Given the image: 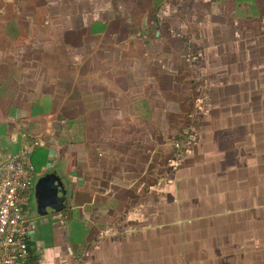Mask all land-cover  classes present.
Here are the masks:
<instances>
[{
	"label": "crops",
	"instance_id": "obj_1",
	"mask_svg": "<svg viewBox=\"0 0 264 264\" xmlns=\"http://www.w3.org/2000/svg\"><path fill=\"white\" fill-rule=\"evenodd\" d=\"M166 1L0 0V163L28 144L66 189L59 211L25 207L33 264H264V135L228 132L238 109L259 123L257 58L202 18L201 72L179 38L160 53L147 33ZM192 1L172 5L204 15ZM197 77L209 132L176 149L163 122Z\"/></svg>",
	"mask_w": 264,
	"mask_h": 264
},
{
	"label": "rangeland",
	"instance_id": "obj_2",
	"mask_svg": "<svg viewBox=\"0 0 264 264\" xmlns=\"http://www.w3.org/2000/svg\"><path fill=\"white\" fill-rule=\"evenodd\" d=\"M132 1L135 2V0ZM160 1L161 0H151V5L154 6V4L156 5ZM144 2L148 3L149 0H144ZM144 2H142L141 0V3ZM166 2L167 3L165 6V10H161L158 12V14H156V17L159 18V20L161 19V22L159 24L156 23L155 26L152 25V27H150L151 31L149 30L147 33L149 37H153L152 41H154V38H162V43H156V45H158V51H160V53L164 52L165 55V52L169 53L170 51L175 49L176 44L173 45L171 43V39L179 38V41L181 42L178 44L181 47V51L187 53L186 59L188 58V66H190L191 69H194L198 73L201 72V58H203V48H201V44L193 41L195 37L199 38L202 34H204L203 29L199 28V24L205 20L206 23L209 24L212 22L211 25L214 28L215 26H219L216 34L222 35L223 38H226V40L228 39L226 43L227 47L226 49H224V51H227L228 53L233 52L240 54V49L242 47H248V51L252 54L248 55V52L245 51L246 56L250 58H257L256 61H254L252 67L254 69H257V72L259 73V92H253L252 95L257 97L259 93V123L255 125L254 123H251L247 120V117H245L248 115L246 108L244 109L242 114V111L238 109L239 116L244 115V121L242 123L235 124V127L229 129L228 132L235 135H264V59L262 57V55L264 54V0H193L192 2L195 5H200L202 6V8H205V17L203 13L200 12L192 13L187 11L180 12L181 10H175L172 5L175 4L174 0H168ZM140 16V14L138 15L136 13L135 20L137 19L136 21H140ZM193 16L196 17L197 23H194L195 17ZM199 18H202L204 20H201ZM148 20L153 21V17L149 15ZM209 29L210 28H208V33L211 31ZM143 30L145 29H142V31ZM135 32L136 31L134 30L133 34ZM231 40L233 43H231ZM185 41H187V43ZM152 45V43H149L148 48L151 49ZM152 51H157V48ZM158 55L160 56L161 54ZM168 77L164 78L165 81L169 80ZM192 79L190 81V83H192L191 89L188 92L183 93L185 97L189 96L191 97V99L192 97H194L195 102L191 103L189 109L187 108L183 111L179 109V112L181 114H179L178 116L174 115L176 118H173V122H170L172 121L170 118L169 121L165 122L164 120L163 122L164 128L170 126L168 130L166 129L164 135H170V137L172 136V145L176 140H178L180 144H183L179 146L180 149H183V146L186 147V142L182 140L183 135H205L209 132L208 129H205V126H207L210 121V93L207 90L206 82H204L202 78L201 80L199 79V77H197V79ZM170 111H172V109H169L167 114L168 116L173 115ZM219 113L221 112L219 111ZM177 118L179 119V125L181 124L180 127H175L174 123L176 122ZM191 121L193 123L190 126ZM219 124L228 129L226 119L225 121H220ZM252 124H254V127H252ZM236 128L237 131H235ZM29 156L31 157V153H29ZM36 162L37 159L35 158L34 154L32 156V163L34 164L33 187L37 179L43 174L42 170ZM34 198V195H32L27 202V206H29V209L31 211H35L36 208ZM74 230L75 229H73V231Z\"/></svg>",
	"mask_w": 264,
	"mask_h": 264
},
{
	"label": "built area",
	"instance_id": "obj_3",
	"mask_svg": "<svg viewBox=\"0 0 264 264\" xmlns=\"http://www.w3.org/2000/svg\"><path fill=\"white\" fill-rule=\"evenodd\" d=\"M182 145L174 141L176 149ZM31 146L0 163V264H33L30 228L25 207L33 190L34 168Z\"/></svg>",
	"mask_w": 264,
	"mask_h": 264
},
{
	"label": "water",
	"instance_id": "obj_4",
	"mask_svg": "<svg viewBox=\"0 0 264 264\" xmlns=\"http://www.w3.org/2000/svg\"><path fill=\"white\" fill-rule=\"evenodd\" d=\"M65 184L53 172L43 173L34 185L37 211H59L63 207L66 195Z\"/></svg>",
	"mask_w": 264,
	"mask_h": 264
},
{
	"label": "flooded vegetation",
	"instance_id": "obj_5",
	"mask_svg": "<svg viewBox=\"0 0 264 264\" xmlns=\"http://www.w3.org/2000/svg\"><path fill=\"white\" fill-rule=\"evenodd\" d=\"M37 205V204H36ZM37 207V206H36Z\"/></svg>",
	"mask_w": 264,
	"mask_h": 264
}]
</instances>
